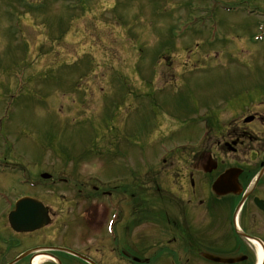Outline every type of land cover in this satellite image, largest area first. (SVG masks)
I'll return each instance as SVG.
<instances>
[{
  "label": "rangeland",
  "instance_id": "obj_1",
  "mask_svg": "<svg viewBox=\"0 0 264 264\" xmlns=\"http://www.w3.org/2000/svg\"><path fill=\"white\" fill-rule=\"evenodd\" d=\"M234 7L264 0H0V217L23 192L54 216L107 217L112 181L152 175L160 153L205 142L203 119L250 105L264 16Z\"/></svg>",
  "mask_w": 264,
  "mask_h": 264
},
{
  "label": "flooded vegetation",
  "instance_id": "obj_2",
  "mask_svg": "<svg viewBox=\"0 0 264 264\" xmlns=\"http://www.w3.org/2000/svg\"><path fill=\"white\" fill-rule=\"evenodd\" d=\"M257 44L256 60L264 46ZM258 83L243 91L250 105H229L230 116L216 118L215 149L173 154L149 184L141 176L132 183L129 175L121 190L108 191L109 216L72 218L63 211L32 232H16L1 216L0 264L29 250L16 264H32L37 256L47 264H60L51 256L61 264H264V103L254 101H264V78ZM232 167L240 169L237 191L219 196L213 182ZM92 208L105 209L100 202ZM208 254L237 260L218 263Z\"/></svg>",
  "mask_w": 264,
  "mask_h": 264
},
{
  "label": "water",
  "instance_id": "obj_3",
  "mask_svg": "<svg viewBox=\"0 0 264 264\" xmlns=\"http://www.w3.org/2000/svg\"><path fill=\"white\" fill-rule=\"evenodd\" d=\"M228 175V173H227ZM43 177H50L43 174ZM222 186L219 181L216 183V191ZM48 208L30 197H25L17 202L16 209L10 214V222L18 231H31L38 229L50 222Z\"/></svg>",
  "mask_w": 264,
  "mask_h": 264
},
{
  "label": "bare ground",
  "instance_id": "obj_4",
  "mask_svg": "<svg viewBox=\"0 0 264 264\" xmlns=\"http://www.w3.org/2000/svg\"><path fill=\"white\" fill-rule=\"evenodd\" d=\"M41 261H42V258L41 257H37V258L34 259L33 264H39Z\"/></svg>",
  "mask_w": 264,
  "mask_h": 264
}]
</instances>
